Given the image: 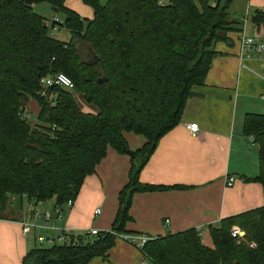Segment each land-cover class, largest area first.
<instances>
[{
	"label": "trees",
	"instance_id": "obj_1",
	"mask_svg": "<svg viewBox=\"0 0 264 264\" xmlns=\"http://www.w3.org/2000/svg\"><path fill=\"white\" fill-rule=\"evenodd\" d=\"M81 1L92 8L91 19L65 0H0V213L12 198L55 206L74 201L108 148L126 154L124 133L145 142L131 156L110 231L34 247L21 264L107 260L132 220L133 195L178 187L145 185L138 174L179 124L190 92L204 85L215 45L239 25L228 15L233 0ZM42 2L63 15L57 25L70 33L69 42L53 38L33 12ZM251 22L264 28V10ZM57 72L70 78L72 90L39 84ZM75 93L97 113L83 112ZM29 98L39 106L35 123L22 117ZM242 130L258 147V174L248 180L264 185V113L246 114ZM233 226L244 232L241 238L231 237ZM207 233L211 247L189 229L149 239L141 253L146 264H264V206L225 218Z\"/></svg>",
	"mask_w": 264,
	"mask_h": 264
},
{
	"label": "crops",
	"instance_id": "obj_2",
	"mask_svg": "<svg viewBox=\"0 0 264 264\" xmlns=\"http://www.w3.org/2000/svg\"><path fill=\"white\" fill-rule=\"evenodd\" d=\"M244 2L250 13L264 10V0ZM232 19L238 21V30L227 34V42L215 45L218 55L204 85L193 88L203 96L187 100L179 124L159 140L138 174V181L145 185L178 187L134 194L129 210L132 220L123 236L154 238L197 229L202 239L208 236L209 226L217 227L225 218L264 206V185L248 180L258 174V147L242 130L246 114L264 113V55L254 53L247 58L239 47L242 34L264 42V28L248 19ZM188 124L198 125L196 135L187 131ZM124 140L133 152L145 142L132 133H124ZM130 169L131 156L108 148L94 172L84 179L72 207L64 208L61 225L77 233L110 231ZM226 177L234 179L231 186L226 185ZM15 202L0 213V264H21L25 254L38 246L32 234L21 235L19 224L28 217L32 202L23 197L9 203ZM51 203L43 202L40 207L50 208ZM135 248L117 238L107 260L97 257L88 264H139Z\"/></svg>",
	"mask_w": 264,
	"mask_h": 264
},
{
	"label": "built area",
	"instance_id": "obj_3",
	"mask_svg": "<svg viewBox=\"0 0 264 264\" xmlns=\"http://www.w3.org/2000/svg\"><path fill=\"white\" fill-rule=\"evenodd\" d=\"M246 19L247 16L244 18V22H246ZM239 43L240 53L245 55L247 58L251 57V55L254 53L258 55H264V42L259 41L257 37H249L242 34ZM39 84L44 87L57 86L68 90L73 89V83L70 78L61 72L40 77ZM261 98L262 100H264V94L261 96ZM22 117L24 119H30V116L27 114H23ZM186 129L191 135H196L199 130L197 124H188L186 125ZM249 138L250 141L254 143L253 138ZM233 182L234 179L232 177H226L227 186H231ZM51 202L52 207L47 209L40 207L43 202H32L29 204L30 207L28 217L19 222L21 227V235L23 237H27L28 235L32 234L39 247H42L41 245L43 243L48 244L49 247L55 244L67 243L71 238L74 242H76L78 237L86 235L95 237L99 234V231L94 229L77 233L61 225L64 217V208H71L73 205V200H68L63 206H55L53 204V201ZM99 213V210H96L94 212L95 215H98ZM165 222L166 224H168L169 221L166 220ZM241 233V229L236 226H233L230 230V235L232 238H241ZM199 236H202L201 231H199ZM117 237L126 240L128 243L136 246L140 251L143 245L149 239L157 238L123 236L122 234L118 235ZM139 264H146V261L142 259Z\"/></svg>",
	"mask_w": 264,
	"mask_h": 264
},
{
	"label": "rangeland",
	"instance_id": "obj_4",
	"mask_svg": "<svg viewBox=\"0 0 264 264\" xmlns=\"http://www.w3.org/2000/svg\"><path fill=\"white\" fill-rule=\"evenodd\" d=\"M244 1L245 0H233L232 1V4L228 10V15L230 18H239V19L241 18L243 20V18H245L247 16V19L249 21L251 20V17L255 11H252L250 13L248 8H247V5ZM160 2L163 4H167L168 0H160ZM65 6L68 9L72 10L73 12L77 13L82 19L87 20V19H91L93 17L92 8L90 6L84 4L81 0H65ZM32 10L35 14H37L38 16L42 17L45 20V23H46V26L48 29V33L52 37L56 38L59 41H62V40H66L65 42L70 41V39H71L70 33L65 28H61L57 25V24L61 23L63 21V18H64L60 12L55 13L49 4L44 3V2L33 4ZM60 39H62V40H60ZM74 97H75V100H76L78 106L80 107V109L83 112L90 113V114H96L97 113V109L91 105L86 104L83 101L81 95L75 93ZM25 112L27 114H30L29 115L30 119L28 120V122L29 123H35L38 112H39V106H38L37 101L34 98H29V101H28L26 108H25ZM17 204H18V202L9 203V205L11 207H14ZM91 214L92 215L89 216V220H91L93 222L94 216H93V213H91ZM236 227H238V226H236ZM88 230H90V229H87L86 231H88ZM117 238L121 239L119 237H116V239ZM124 241L127 242L126 240H124ZM202 241L206 246L211 247L210 240H209L207 235H204L202 237ZM41 246L42 247H48V244L43 243ZM33 248H34V246H33ZM135 251H136V253H137L136 255L138 257L137 263H140L139 261H141L142 259H144V261H146L139 249L135 248Z\"/></svg>",
	"mask_w": 264,
	"mask_h": 264
},
{
	"label": "water",
	"instance_id": "obj_5",
	"mask_svg": "<svg viewBox=\"0 0 264 264\" xmlns=\"http://www.w3.org/2000/svg\"><path fill=\"white\" fill-rule=\"evenodd\" d=\"M52 10H53L55 13L58 12V10H57L56 8H52ZM43 25L45 26L46 24L44 23ZM202 96H203L202 94L197 93V92H194V91L190 92V94H189V98H193V97H202ZM133 153H134V152H133V151H130V150H127V151H126V154H127L128 156H132ZM243 235H244V232L242 231L241 236H243Z\"/></svg>",
	"mask_w": 264,
	"mask_h": 264
}]
</instances>
